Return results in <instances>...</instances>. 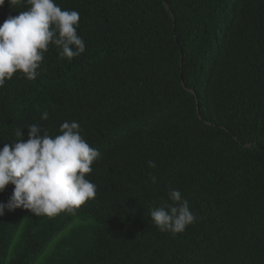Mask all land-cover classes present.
<instances>
[{"label":"trees","instance_id":"1","mask_svg":"<svg viewBox=\"0 0 264 264\" xmlns=\"http://www.w3.org/2000/svg\"><path fill=\"white\" fill-rule=\"evenodd\" d=\"M54 2L86 51L50 45L35 80L5 82L0 149L76 121L101 153L97 195L74 214L5 209L0 264H264V0ZM29 7L5 0L0 25ZM170 188L197 217L182 233L150 218Z\"/></svg>","mask_w":264,"mask_h":264},{"label":"clouds","instance_id":"2","mask_svg":"<svg viewBox=\"0 0 264 264\" xmlns=\"http://www.w3.org/2000/svg\"><path fill=\"white\" fill-rule=\"evenodd\" d=\"M5 0H0L3 6ZM13 7L25 0H8ZM28 10L9 16L0 25V88L17 72L26 79L35 80L38 69L50 45L59 49L61 59L69 62L86 51V44L77 33L80 14L75 10H62L54 0H26ZM47 111L41 115L47 120ZM28 139L17 131L19 140L5 144L0 149V192L9 184L14 185L7 203L0 202V216L5 209L30 210L35 216L54 217L62 212L74 214L87 201L95 199L97 186L86 179L92 165L100 159L98 149L90 147L81 135L76 121H65L60 134L50 136L32 124ZM148 166L156 164L149 160ZM153 183L157 177L151 176ZM171 203L151 211L150 218L160 231L182 233L197 217L190 210L189 202L179 190L170 188Z\"/></svg>","mask_w":264,"mask_h":264}]
</instances>
